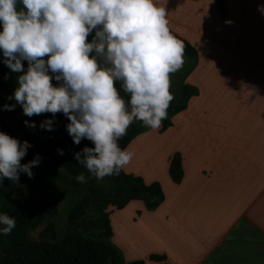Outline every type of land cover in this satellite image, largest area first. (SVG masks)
<instances>
[{
	"label": "crops",
	"instance_id": "0c3cea01",
	"mask_svg": "<svg viewBox=\"0 0 264 264\" xmlns=\"http://www.w3.org/2000/svg\"><path fill=\"white\" fill-rule=\"evenodd\" d=\"M260 4L264 0H158L172 33L197 52L184 80L195 93L185 108L170 110L166 125L140 131L126 146L134 157L122 170L158 183L164 194L154 207L134 199L110 212L111 243L126 264H264ZM18 75L0 53V92L11 96ZM174 158L179 180L171 174Z\"/></svg>",
	"mask_w": 264,
	"mask_h": 264
},
{
	"label": "clouds",
	"instance_id": "9594fccd",
	"mask_svg": "<svg viewBox=\"0 0 264 264\" xmlns=\"http://www.w3.org/2000/svg\"><path fill=\"white\" fill-rule=\"evenodd\" d=\"M257 9L264 14V4ZM184 50L158 0H0V53L19 73L6 98L16 103L3 109L19 104L28 117L62 113L73 143L86 139L94 145L73 155L97 181L118 174L132 160L134 154L118 141L134 121L155 130L167 118L174 99L170 76L183 67ZM52 125L47 119L40 126L52 130ZM30 147L0 131V183L18 182L21 173L32 178V168L43 158L37 154L21 163ZM75 180L87 182L84 173ZM15 226L14 217L0 213V234Z\"/></svg>",
	"mask_w": 264,
	"mask_h": 264
},
{
	"label": "rangeland",
	"instance_id": "374dc122",
	"mask_svg": "<svg viewBox=\"0 0 264 264\" xmlns=\"http://www.w3.org/2000/svg\"><path fill=\"white\" fill-rule=\"evenodd\" d=\"M187 64L188 60L184 56L183 67L171 74L172 94L179 91L182 70ZM116 86L120 90L119 83ZM121 95L125 100L128 99L122 90ZM170 110L171 108L168 107L167 114ZM0 114L4 116L0 122L10 121L3 110H0ZM166 119L162 121L163 125L167 124ZM136 122L141 127V131L148 128L140 121ZM65 126L66 123L62 124L58 128V133L69 152H78L85 146L94 147L86 139H82L79 145L74 144ZM129 129L130 126L127 134L118 141L121 148L129 134ZM11 137L21 142L27 140L32 145L27 151L29 158L27 162L37 154L43 159L38 166L32 168V178L22 173L18 182L5 179L12 186V190L0 193V207L12 209L29 204H47L48 209L33 226H15L11 233L3 235L4 239L11 243L12 247H17L20 253L26 254L29 259L35 261L39 259L43 248L65 249L73 243L86 240L97 241L106 246L110 244L108 217L110 212L123 202L120 193L122 187L119 184L120 172L97 181L83 166L67 165L57 160L51 145L45 139ZM131 164V169L136 170L133 161ZM80 173H84L86 183L75 180ZM0 264L5 263L0 262ZM83 264L94 263L85 261Z\"/></svg>",
	"mask_w": 264,
	"mask_h": 264
},
{
	"label": "trees",
	"instance_id": "16d2710c",
	"mask_svg": "<svg viewBox=\"0 0 264 264\" xmlns=\"http://www.w3.org/2000/svg\"><path fill=\"white\" fill-rule=\"evenodd\" d=\"M174 34V33H173ZM180 39L184 45V56L188 60V64L182 70L180 77V89L174 95V99L170 102L169 108L172 111H180L186 107L189 98L195 93L194 88L184 83L185 77L192 71L197 64L198 55L195 49L184 39L174 34ZM53 84H57L53 80ZM7 95L0 92V110H3L5 115L10 119L9 122H0V131H3L10 136H17L20 138L31 137L35 140L45 139L52 147L55 157L60 162L67 165H77L78 162L74 159V153L68 151L65 147L64 140L58 133V128L64 123H69L67 118L62 113H57L53 117L51 113H43L40 115H33L28 117L23 114L22 108L19 104L14 110H4L3 105L9 103ZM47 119L53 120L52 130L43 128L41 130V123ZM35 122L36 127L32 128L26 126L24 121ZM141 131V127L134 121L130 125L129 134L126 136V141L122 147L125 148L133 137ZM22 136V137H21ZM57 149H63L64 154L59 155ZM28 153L22 158L21 163H27ZM22 174V173H21ZM171 174L174 180L180 178V167L177 158H174L171 164ZM121 185L120 193L123 198L122 204L117 208L123 207L129 201L134 199H142L146 202L148 207H154L159 204L164 194L161 186L158 183L146 184L142 178L126 174L123 170L120 171ZM6 179V178H5ZM0 183V193L12 190V186L6 180ZM47 204H29L18 208L4 209L0 207V213L7 214L14 217L16 226H33L39 221L47 212ZM109 236L112 237L113 230L108 217ZM4 239L3 234H0V262L5 264H83L85 261H91L94 264H126L123 255L114 247L112 243L103 245L97 241H81L73 243L65 249L43 248L38 260H32L26 254L20 253L17 247H12ZM131 264H143L142 262H133Z\"/></svg>",
	"mask_w": 264,
	"mask_h": 264
},
{
	"label": "bare ground",
	"instance_id": "6f19581e",
	"mask_svg": "<svg viewBox=\"0 0 264 264\" xmlns=\"http://www.w3.org/2000/svg\"><path fill=\"white\" fill-rule=\"evenodd\" d=\"M154 154V153H153ZM157 159V158H156Z\"/></svg>",
	"mask_w": 264,
	"mask_h": 264
}]
</instances>
